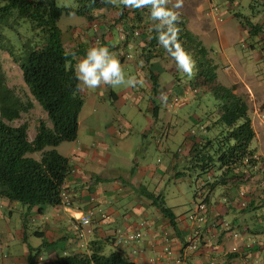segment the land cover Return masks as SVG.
Here are the masks:
<instances>
[{
	"label": "crops",
	"instance_id": "obj_1",
	"mask_svg": "<svg viewBox=\"0 0 264 264\" xmlns=\"http://www.w3.org/2000/svg\"><path fill=\"white\" fill-rule=\"evenodd\" d=\"M207 2L193 0L194 13H187L181 21L209 51V57L216 65L217 83L227 88L234 86V93L245 99L254 132L249 148L259 160L264 157V37L261 32L249 31L252 30L250 26L244 27L240 17L264 28V2L260 4L251 0L246 17L234 11L233 6L229 7L231 0L217 5L219 11L216 15L222 18L223 23L228 22V32L223 31L222 21H215L209 12L214 3ZM227 14L229 17L224 19ZM135 21L132 15L129 16L126 23L135 29L122 37L115 35V31L106 30L107 27L98 26L97 30L102 34L101 47H107L110 53L115 54L126 76L135 73L138 79H143V86L113 89L102 85L95 90L81 91L84 103L78 116L77 138L74 142L64 143L63 152L60 150L63 144L56 148L72 166L63 185L71 208L27 207L0 201V221L12 219L17 214L13 226L11 223L0 224V264H28L29 255H34V264H56L59 258L70 254L90 255L91 243H97L104 255L121 251L134 264H150L151 261L176 264L179 259H183L185 264H264V160L257 162L249 173L244 171L245 179L241 183H229L213 190L207 204L208 222L200 229L201 242L195 251L185 249V242L192 235L187 215L194 209L193 202L185 212L177 214L174 207L168 206L167 195L161 196L162 187L169 182L168 178L177 180L174 179L177 172H188L193 143L203 142L217 133L211 126L208 128L209 122L204 120V115L213 112L215 104L209 107L203 103L205 94L193 85L195 75L189 78L178 70L171 71L176 63L167 52L156 47V51L146 57L150 49L144 42L143 32L150 31L152 23L148 24L147 18L140 24ZM232 21H236V27ZM97 30L94 31L84 18L65 26L63 45L68 49L85 51L83 56L75 58L76 63L84 58L89 48L99 47L94 43V36L99 33ZM136 32L138 35L134 36ZM212 43L217 44L216 51L206 46ZM148 70L157 78L156 96L145 73ZM161 93L167 96L166 102L162 101ZM173 96L182 97L184 102L171 111L169 104ZM144 106L155 120H161L154 128L156 133L161 132L165 135L161 138L169 137V140L157 145L156 140L159 139L156 138L154 143L159 156L155 162L144 166L134 162L133 167L128 164L131 167L129 175L122 176L118 172L121 168L119 157L113 152V147L124 146L130 135L134 141L144 138L150 127L140 131L133 128L131 122L134 107L149 124L152 122L143 114ZM184 107L187 115L178 117ZM174 118H177L176 122ZM177 122L178 126L183 122V131L175 124ZM180 167L182 171H178ZM142 185L153 196L161 197L172 210L175 229L141 193L136 192ZM241 202L249 206L240 209ZM100 213H105V219L100 217ZM75 217L91 219L88 225L80 226L85 233L82 249L77 247L75 238ZM221 221L233 224L235 230L224 231V224H216ZM140 222L147 224L142 229L144 237L141 242L121 246L113 244L112 238L117 231H133ZM233 233H238L236 238ZM165 236L171 242L170 252L162 256ZM247 244L251 245L250 249L243 248ZM233 248L238 252H233ZM29 249H32V254Z\"/></svg>",
	"mask_w": 264,
	"mask_h": 264
},
{
	"label": "trees",
	"instance_id": "obj_2",
	"mask_svg": "<svg viewBox=\"0 0 264 264\" xmlns=\"http://www.w3.org/2000/svg\"><path fill=\"white\" fill-rule=\"evenodd\" d=\"M258 1L260 4L264 2ZM73 3L74 7L67 8L57 6L56 0H4L0 6V50L5 51L18 66L29 94L50 123L48 125L40 121L32 140L28 139L26 125H14L31 105L24 103L7 86L0 65V201L27 207H56L63 203V185L72 166L69 159L63 157L56 148L74 142L77 138L78 116L84 100L77 88L79 82L74 74L77 64L75 58L83 56L85 51L81 48L68 49L63 45L62 30L58 27L60 18L74 14L90 23L94 31L99 29L98 26L107 27L106 30L115 31V35L122 37L132 29L134 32L135 28L126 23L129 22V16L132 15L135 22L140 24L151 10L150 7L125 8L118 2L113 4L107 0H73ZM240 19L244 27L250 26L252 30L249 31L261 32L264 37V28L251 24L244 17ZM123 20L125 23H122ZM24 21L29 22L34 38L25 39L18 34V44L14 45L3 31H15ZM155 23L152 21V29L143 32L144 42L150 49L146 57H150L156 47L164 50L156 39ZM178 26L181 29L179 39L182 46L196 62L194 83L201 93L210 94L215 104L213 112L205 116L210 121L207 127L211 126L217 133L203 142L193 143L189 155L188 173H195L192 181L194 190L201 191V201L207 208L210 194L216 187L241 183L245 179L244 171L249 173L264 157L256 159L254 151L249 148L254 132L245 99L234 93V86L227 88L217 83L216 65L209 57V51L185 28L181 17ZM97 31L99 33L95 34L94 43L101 47L102 34ZM133 34L137 36L138 32ZM145 73L156 96L159 87L157 78L149 70ZM34 154H38V159ZM220 171L219 175L215 174ZM185 176L186 173L182 172L175 174L176 179ZM136 192L141 193L176 228L175 215L161 197L153 196L143 185ZM248 206L245 203L242 207L240 203L239 208L246 209ZM100 217L105 219V213H100ZM207 219L208 208L206 223ZM222 222L216 224L222 225ZM223 224L224 231L235 230L233 224ZM112 242L115 244L114 236ZM29 252L32 254V249ZM33 258L34 255H29L28 264H34ZM56 264L134 263L121 251L104 255L97 243H91L90 255L70 254L59 258Z\"/></svg>",
	"mask_w": 264,
	"mask_h": 264
},
{
	"label": "rangeland",
	"instance_id": "obj_3",
	"mask_svg": "<svg viewBox=\"0 0 264 264\" xmlns=\"http://www.w3.org/2000/svg\"><path fill=\"white\" fill-rule=\"evenodd\" d=\"M199 1H202V0H199ZM224 1L225 0H211V1L208 0L209 3L211 2V3H214L216 5H222ZM240 1L242 3H240ZM250 1L251 0H244V1L243 0H231V3H232L231 5L233 6V7L232 6L231 7L234 11H237V13H240L242 16L246 17L247 11L249 10L248 8L250 5ZM56 2H57V6H59V7H67V8L74 7L73 0H56ZM191 2H193V0H184L183 7L180 9H175L176 11H178L180 13V17L183 16V17H181V20H184V16L187 13H194V6L191 4ZM208 2H207V4H208ZM174 3H175V0H171V2L167 5V7L172 8V5ZM3 4H4V0H0V6ZM241 5H242V7L237 8L238 6H241ZM229 7H230V5H229ZM224 8H226V6ZM206 12H207V10L204 11V14H206ZM227 16L229 17V14L225 15L224 19H227V18H225ZM146 18L148 21L150 16L147 15ZM231 20H233V19H231ZM80 21H81V18L77 17L74 14H71L69 16H63L58 21V27L63 31L67 24H75V23L80 22ZM147 23L151 24L152 20L148 21ZM232 23L236 27V25H237L236 21H232ZM221 26L224 28L223 31L228 32V30H229L228 22L223 23V21H222ZM3 33L6 36V38L9 39L11 41V43H13L14 45L18 44V34H20L25 39L34 38V32L31 29L29 22H27V21L21 22L15 28V31L4 30ZM206 46L208 48L216 51L217 44L212 43V45H206ZM0 65H1L2 71L5 75L7 86L10 89H12L14 91V93L24 103L31 105L30 109L27 112L22 113L20 118L14 123V125H17V126L18 125H26L27 126L28 139L32 140L40 121H44L48 125H50V123L47 120L46 114L43 112V110L40 108V106L37 104V102L34 101L33 98L31 97V95L29 94L27 87L25 86V84L22 81L21 72H20L18 66L13 62L12 58H10V56L3 50H0ZM171 71H174V72L177 71V67H175V69L173 68ZM131 76H135V73H134V75L132 74ZM181 81H183V80H181ZM201 92L202 91H200V93ZM204 98L205 99L202 100L203 103L208 105L209 107H211V104L214 103L212 96L210 94H206V95H204ZM183 102H184V100L182 98V102L179 105H177L173 108H170L171 111H174L175 109H177V107L182 106ZM84 110L86 111V108H84ZM142 110H143V114H145L146 117L149 120H151L152 122L149 124V121H147L145 119V116L141 117L140 112H138L136 107L133 108L134 117L131 120V122H132V124H134V125H132L133 128L139 129L140 131H142V129H144L146 127H150V129L146 131L144 138L141 139L140 141H138V140L134 141L132 139V136L130 135L128 137L129 140L128 139L126 140L124 146H120L118 148L113 147V149H114L113 152L116 154V156L119 157V164H120L121 168L119 167L120 170H118V172L122 176H124L126 174H127V176L129 175L131 167H129L128 164H130V166L133 167L134 162H138L140 166H144L147 163L153 164L155 162V158L157 156H159V155H157L159 153H157L156 145L154 143L156 138L161 141V145L164 142L169 140V137L168 138L165 137L162 139L161 137H164L165 135H163V134L161 135V132L156 133V131L154 129L155 126L157 125L156 123H160L161 120H159V121L155 120L153 118V116H151L150 113L146 112V106H144L142 108ZM190 111H191V108H190ZM181 113L182 114L178 115V117H182L183 115H187L185 107L183 108V110H181ZM205 117L206 116L204 115V120L208 121ZM138 118H139V121H137ZM174 121L176 122L177 118H174ZM208 122H210V121H208ZM175 124H177V126H178V122ZM160 126H161V124H160ZM193 126H191V128ZM178 128L182 129V131H183V128H184L183 122L180 123ZM158 137H160V138H158ZM64 145L65 144L60 146L61 151L64 150V147H65ZM33 156L36 159H38V154H34ZM178 171H182V167H180L178 169ZM194 178H195L194 172H189V173L186 172V176L181 178V179H177V180L173 181L171 178H168L169 182L165 183L162 187L163 190L161 192V194H162L161 196L166 197V195H167L168 206L174 207L173 210L177 214L185 212L189 208L190 203H192L194 200V194H195L194 189H195V187H194V183L192 182ZM174 179H176V178H174ZM146 183L150 184L149 181H147V180H146ZM144 185H145V183H144ZM134 189H136V188H134ZM199 201H200V199H196V202H199ZM174 202L176 203L175 205H174ZM16 218H17V214H14L12 219L7 218L8 220H6V221H0V224H3V223H9L10 224L11 223V225L13 226L14 225L13 223L16 221ZM21 218L24 220L23 216H21ZM9 230H11V229H9Z\"/></svg>",
	"mask_w": 264,
	"mask_h": 264
},
{
	"label": "clouds",
	"instance_id": "obj_4",
	"mask_svg": "<svg viewBox=\"0 0 264 264\" xmlns=\"http://www.w3.org/2000/svg\"><path fill=\"white\" fill-rule=\"evenodd\" d=\"M107 2L113 3V4L118 2L120 5H123L125 8H132V9H141V8H145V7H150V9H151L150 13H149L150 19L157 22L154 24V30L157 33L156 39L158 41V44L175 61L177 70L179 72L185 74L189 78H191L195 75L194 70L196 69V62L192 58L191 54H189L188 52H186L184 50V48L180 42V39H179V34L181 31V29L178 26L179 22H180V13L178 11H176L175 9L182 8L184 0H175V3L172 5V8L167 7V5L171 2V0H107ZM212 5L213 6L210 7V9H209L210 14L215 17V21L221 22L222 18L218 17L216 15V13L219 11L218 10L219 7H217L216 4H212ZM230 6H231V4H230ZM74 74H75L76 80L79 82L77 85V88L80 91H83L84 89L95 90L97 88H100L102 85L111 87L113 89L120 88V87L135 88L138 85L143 86V83H144L143 79H138L136 76H126L119 60L116 58L114 53L109 52L107 47H91V48H89L86 51L84 58L80 59L78 61V63L76 64ZM193 85H195V83ZM196 87L199 88L198 86H196ZM161 99L163 102H166L167 96L164 95L163 93H161ZM174 99H177L178 102L174 103ZM181 99L182 98L179 96H173L171 98V101L169 104V109L179 105L182 102ZM160 143H161L160 140H156L157 145H159ZM178 153H180V152L178 151ZM63 189H64V187H63ZM198 193H200L199 196H198ZM65 195H66V193H65V189H64V191L62 193V198H63V200L68 201V203L70 204V201L65 198ZM196 199H200V201L196 202ZM200 203L205 205V203H203L201 201V191L198 189L195 191V194H194V200H193L194 209L191 212H189L187 215V221L192 227V235L191 236H193L195 223H191L188 219V216L195 211L196 205H198ZM242 203L245 204V202H241V204ZM61 206L63 207V203ZM56 207H60V206H56ZM63 208L68 209L67 207H63ZM69 208H71V204L69 205ZM206 214H207V208H206ZM206 214H205V217H206ZM76 218H80V220L77 221ZM83 219L84 218H82V217H75L74 218V220L77 221L75 223L81 224V226L88 225L91 221V219H90L88 224L82 225ZM140 223H142V222H140ZM139 224L137 225V227L139 226ZM205 224H206V221L200 225V229L202 228V225H205ZM222 225H223V223H222ZM146 226H147V224H146ZM214 226H216V224ZM142 229H144V228H142ZM142 229H141V232H142ZM119 231H117V232H119ZM128 231H131V230H128ZM117 232L114 234V237H116ZM199 232H200L199 240L197 242L196 249L189 250L187 248L188 240L191 237L190 236L185 242V249L186 250H188V251L197 250L198 244L201 242V237H202L201 230H199ZM82 233H83V238L81 239V241L78 239V237L76 238V240L78 241L77 247L79 249H82L83 245H84L83 240H84L85 233L84 232H82ZM235 235L237 237L238 233L232 234L233 237H235ZM76 236H77V232H76ZM143 237H144V235L142 232V240H143ZM132 244H137V243H132ZM163 244H164V240H163ZM170 244H171V242L169 243V248H170ZM115 245L121 246V245H117L116 243H115ZM122 245H129V244H122ZM169 248H168L167 252H165L164 254L162 253V256L167 254V253L169 254V252H170ZM243 248L245 249V246ZM236 250L237 251H233V252H238V249H236ZM158 258H160V257H158ZM179 261H182L185 264L183 259H179ZM151 263H152V261H151Z\"/></svg>",
	"mask_w": 264,
	"mask_h": 264
},
{
	"label": "built area",
	"instance_id": "obj_5",
	"mask_svg": "<svg viewBox=\"0 0 264 264\" xmlns=\"http://www.w3.org/2000/svg\"><path fill=\"white\" fill-rule=\"evenodd\" d=\"M178 100L174 99V103H177ZM200 195V193H198V196ZM242 207L244 206V203L241 204ZM63 207H67L69 208V203L66 200H63ZM205 214H206V207L204 204L200 203L198 205H196L195 207V211L193 213H191L188 216V219L191 223H195V227H194V232H193V236H191L188 240V246L187 248L189 250H194L197 247V242L199 240V230H200V225L202 223L205 222ZM76 220H80V218H76ZM90 221V217H86L82 220V225L83 224H88ZM81 224H76L74 225V228L76 229L77 232V237L78 239L81 241V239L83 238V233L80 230ZM146 224L144 222L140 223L139 226L134 229L133 231H119L116 234L115 237V243L117 245H122V244H132V243H138L142 240V232L141 229L145 228ZM236 237V235H235ZM169 239L167 238V236H165L164 238V247L162 250V253L164 254L165 252H167L168 248H169ZM251 245L247 244L245 245V249H250ZM233 251H237L236 248H233ZM151 264H156L152 261ZM177 264H184L182 261H177Z\"/></svg>",
	"mask_w": 264,
	"mask_h": 264
}]
</instances>
